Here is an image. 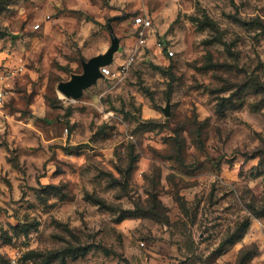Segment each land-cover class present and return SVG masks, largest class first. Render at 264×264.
<instances>
[{
  "label": "rangeland",
  "instance_id": "374dc122",
  "mask_svg": "<svg viewBox=\"0 0 264 264\" xmlns=\"http://www.w3.org/2000/svg\"><path fill=\"white\" fill-rule=\"evenodd\" d=\"M109 21L110 74L62 96ZM0 28V264H264V0H13Z\"/></svg>",
  "mask_w": 264,
  "mask_h": 264
},
{
  "label": "water",
  "instance_id": "95a60500",
  "mask_svg": "<svg viewBox=\"0 0 264 264\" xmlns=\"http://www.w3.org/2000/svg\"><path fill=\"white\" fill-rule=\"evenodd\" d=\"M107 26L111 35L110 47L104 53L91 57L88 60H83L82 73L73 74L68 81L59 83L57 89L62 96L68 99L79 98L83 94L84 90L96 84L99 79L105 77L101 71V68L111 65L114 62L115 54L122 50L120 45L121 40L117 37L114 31L112 21H109ZM169 108L170 103H168L164 109L166 116L171 115Z\"/></svg>",
  "mask_w": 264,
  "mask_h": 264
},
{
  "label": "built area",
  "instance_id": "2783aa9c",
  "mask_svg": "<svg viewBox=\"0 0 264 264\" xmlns=\"http://www.w3.org/2000/svg\"><path fill=\"white\" fill-rule=\"evenodd\" d=\"M151 20L148 16H139L136 19V25L138 27H142L145 29H148L151 27ZM169 54L172 56L174 53L172 51H169ZM135 60V56L133 54H131L126 61L121 65L120 67V71H126L134 62ZM102 73L107 76L110 74V71L107 67H102L101 68ZM7 99V87L5 85V76L4 75H0V128L4 123V119H5V112H4V108L6 105V100ZM143 245V243H142Z\"/></svg>",
  "mask_w": 264,
  "mask_h": 264
},
{
  "label": "trees",
  "instance_id": "16d2710c",
  "mask_svg": "<svg viewBox=\"0 0 264 264\" xmlns=\"http://www.w3.org/2000/svg\"><path fill=\"white\" fill-rule=\"evenodd\" d=\"M11 1H13V0H0V13L3 12L7 8V6L9 5V3ZM4 36H6V31L3 30L2 28H0V38H3ZM260 202H261V204L258 207L257 206L256 207L254 206V207H251V208L253 209L254 212L257 213L256 215H258V216H264V197L261 199ZM139 211H140L139 209L138 210L136 209V210H133V211H129L130 214L128 215V217H124V218L139 217V216H141L140 213H139ZM146 213L147 214L148 213L151 214L152 213V210L146 211ZM248 224H249V220L247 219L246 223L243 224L244 229H243L242 233L238 237H240V238L243 237L245 231L248 228ZM236 240H238V238Z\"/></svg>",
  "mask_w": 264,
  "mask_h": 264
},
{
  "label": "crops",
  "instance_id": "0c3cea01",
  "mask_svg": "<svg viewBox=\"0 0 264 264\" xmlns=\"http://www.w3.org/2000/svg\"><path fill=\"white\" fill-rule=\"evenodd\" d=\"M121 44V43H120Z\"/></svg>",
  "mask_w": 264,
  "mask_h": 264
}]
</instances>
